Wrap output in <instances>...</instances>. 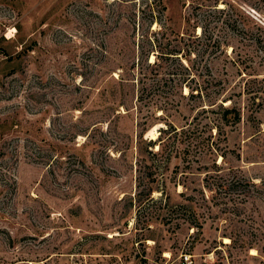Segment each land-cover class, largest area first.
I'll return each mask as SVG.
<instances>
[{"label": "rangeland", "instance_id": "rangeland-1", "mask_svg": "<svg viewBox=\"0 0 264 264\" xmlns=\"http://www.w3.org/2000/svg\"><path fill=\"white\" fill-rule=\"evenodd\" d=\"M252 35L264 0H0V264H264ZM179 60L235 127L180 97Z\"/></svg>", "mask_w": 264, "mask_h": 264}, {"label": "trees", "instance_id": "trees-1", "mask_svg": "<svg viewBox=\"0 0 264 264\" xmlns=\"http://www.w3.org/2000/svg\"><path fill=\"white\" fill-rule=\"evenodd\" d=\"M201 28V33L200 35H204L207 34L208 37L205 36L206 42L207 44H209V46L215 50H217L218 48H220V40L219 38L213 40L212 38V32L210 31H206L203 27ZM253 41L255 44H258L259 50L264 51V43L261 41V39H259L258 37H256L255 35H252V37L250 38V42ZM252 43V42H251ZM206 44V43H205ZM173 52H177V53H173ZM225 53V51L223 52ZM173 54H178V51H169L167 53H165V56H161L164 58H173L172 55ZM180 57H184V55H181ZM175 58H179V57H175ZM185 59L188 61V57ZM249 67L248 69L250 70L249 72H247L245 74V77L249 78L247 81V87L245 88L244 92L246 95L249 96V99L251 100L252 104H255L256 107L259 109L264 107V79H258L255 76L257 74H255L254 70L255 67H260L264 64L263 59L255 62L253 61V58H249ZM146 62V60H145ZM148 65H150L147 62ZM156 62L153 63V65H155ZM157 64H161L160 61ZM244 64L246 65L247 63L244 62ZM245 70V68H244ZM182 71V72H181ZM189 67L187 64L183 63L182 60L178 61V65L177 67H175L174 71L172 72H168L167 75L169 77L168 80H172L173 82H175V85H183L185 84V86L188 88V93L187 94H183L182 93V88L180 91V97L184 98V99H188L191 102H197L198 105L197 107L200 108V111L197 112L199 114H207V113H217L216 118H214V121H211L212 126H214V128L217 130V133H221V131H224L225 127H235L241 120V112H240V108H238L233 102H231L229 105H223V102H226V100H231V98H227L224 101H221L220 103H217V96L220 94V90H214L212 88H214L215 86H217V82L214 83H208L205 80H201V84H205L203 87L197 86L199 83L198 82H194V77H190L189 75ZM207 77H209V79H213V75H211L209 72H207ZM171 78V79H170ZM174 78H177L176 80H174ZM188 80V82L190 83H194L195 86H189L188 83H185ZM261 102V103H258ZM204 103H207L208 106H210V108H206V107H202L204 105ZM215 105V106H214ZM216 109H213V108ZM168 128L167 130H173V131H167L165 129H159V131H161V134L163 133H167V139L165 141H167L170 138H175L178 135L182 136L185 135L186 131H174L173 129V125L172 124H168ZM179 132V133H178ZM170 133H173L170 135ZM160 134V135H161ZM160 140V139H159ZM225 140V137H224ZM150 144H148V147L150 149H148V154L151 155V159H155L157 157H162L164 156V148L162 145H160L161 143L158 144V150L157 151H153V148L155 147V145H157V143L155 144V142H149ZM217 150H220L218 147H216ZM216 149L215 152L217 151ZM224 156V155H222ZM166 160L171 159V156H166ZM170 161V160H169ZM214 165L216 166V164L214 163ZM149 168V167H148ZM151 176V175H150ZM151 182H154V179H151ZM245 187H247V183L244 184ZM153 191L152 188H150L148 190V195L151 194V192ZM182 206V205H181ZM191 225V224H190ZM193 226H197V225H193ZM245 244V243H243ZM241 245L243 248H246L247 250L252 248L251 245H247L246 247L244 245Z\"/></svg>", "mask_w": 264, "mask_h": 264}]
</instances>
